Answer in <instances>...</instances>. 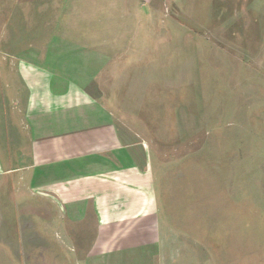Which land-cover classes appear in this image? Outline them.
Here are the masks:
<instances>
[{"label": "rangeland", "instance_id": "rangeland-1", "mask_svg": "<svg viewBox=\"0 0 264 264\" xmlns=\"http://www.w3.org/2000/svg\"><path fill=\"white\" fill-rule=\"evenodd\" d=\"M117 1L0 0V74L9 70L2 55L41 47L64 28L81 39L116 33L125 25ZM152 6L133 24L144 46L103 82L102 100L148 147L160 223L153 262L145 245L120 260L264 264V0ZM4 218L0 264H70L61 232L33 247L31 222Z\"/></svg>", "mask_w": 264, "mask_h": 264}, {"label": "crops", "instance_id": "crops-1", "mask_svg": "<svg viewBox=\"0 0 264 264\" xmlns=\"http://www.w3.org/2000/svg\"><path fill=\"white\" fill-rule=\"evenodd\" d=\"M152 1L118 0L125 25L107 37L71 38L64 28L1 57L0 216L31 222L33 247L61 232L70 264H123L120 254L143 245L153 262L159 248L148 147L102 100L103 82L144 44L133 24L152 14Z\"/></svg>", "mask_w": 264, "mask_h": 264}]
</instances>
